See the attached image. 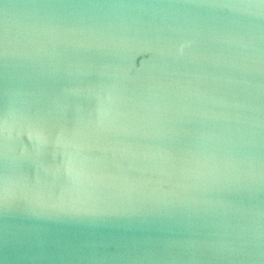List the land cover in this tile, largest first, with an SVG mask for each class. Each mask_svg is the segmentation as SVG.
I'll return each instance as SVG.
<instances>
[{"label":"water","instance_id":"water-1","mask_svg":"<svg viewBox=\"0 0 264 264\" xmlns=\"http://www.w3.org/2000/svg\"><path fill=\"white\" fill-rule=\"evenodd\" d=\"M0 264H264V2L0 0Z\"/></svg>","mask_w":264,"mask_h":264},{"label":"snow or ice","instance_id":"snow-or-ice-1","mask_svg":"<svg viewBox=\"0 0 264 264\" xmlns=\"http://www.w3.org/2000/svg\"><path fill=\"white\" fill-rule=\"evenodd\" d=\"M262 2H264V0H262Z\"/></svg>","mask_w":264,"mask_h":264}]
</instances>
